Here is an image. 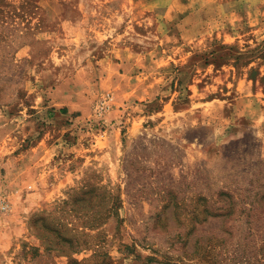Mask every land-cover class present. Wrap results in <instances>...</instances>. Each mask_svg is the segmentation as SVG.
<instances>
[{
  "label": "rangeland",
  "instance_id": "obj_1",
  "mask_svg": "<svg viewBox=\"0 0 264 264\" xmlns=\"http://www.w3.org/2000/svg\"><path fill=\"white\" fill-rule=\"evenodd\" d=\"M0 264H264V0H0Z\"/></svg>",
  "mask_w": 264,
  "mask_h": 264
},
{
  "label": "built area",
  "instance_id": "obj_2",
  "mask_svg": "<svg viewBox=\"0 0 264 264\" xmlns=\"http://www.w3.org/2000/svg\"><path fill=\"white\" fill-rule=\"evenodd\" d=\"M8 203L6 199L0 194V212H3L7 209Z\"/></svg>",
  "mask_w": 264,
  "mask_h": 264
}]
</instances>
